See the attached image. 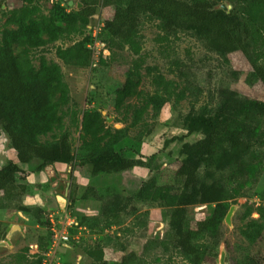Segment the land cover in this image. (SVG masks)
Here are the masks:
<instances>
[{"label":"rangeland","instance_id":"374dc122","mask_svg":"<svg viewBox=\"0 0 264 264\" xmlns=\"http://www.w3.org/2000/svg\"><path fill=\"white\" fill-rule=\"evenodd\" d=\"M69 1L72 0H36L32 6L36 7L38 15L50 16L59 9L66 13L76 11ZM102 1L96 0L95 13L86 22L78 21L70 33L62 35L55 43L30 52L35 67L40 56L60 67L66 89L61 127L39 137L38 141L43 145L56 144L66 135L75 160L85 161L88 139L83 136L82 117L85 113L98 112L105 121V130L111 131L99 148L111 144L109 150L126 159L152 157L148 165L162 164L156 183L170 187L171 177L161 171L183 159L179 154L183 144L203 138L198 133L188 135L183 129L184 120L194 114H212L219 105L217 92L221 88H230L255 100H264V88L258 83L247 85L244 82L250 66L240 52L225 57L210 51L191 31L167 36L160 29L159 21L146 15L139 19L140 49L137 53L127 46L112 50L101 46L102 54L94 48L90 63L85 67L60 59L58 51L85 41L93 29L98 26L100 29L103 22L111 18L116 0H108L107 5ZM210 1L226 5L225 0ZM20 6V0L1 3L0 42L6 17ZM128 77L138 81L137 95L117 109L115 91ZM106 118L112 122L107 123ZM114 123L120 124V128L115 129ZM1 132L0 127V136ZM5 138L0 168L13 159L9 140ZM39 166L37 160L21 165L15 181L24 185L25 191L0 209L1 223L22 228V236L9 249L0 252V264H93L84 251L94 246L101 247L104 253L103 261L97 264H113L130 252L142 256L143 264H191L167 241L162 246L148 245L144 250L149 241H164L169 218L168 209L161 202L136 197L141 183L153 174L140 167L99 175L91 180L90 177L82 178L89 173L86 163L81 170L71 169L65 211L76 216L77 226L70 230L69 248L52 246L49 218L52 215L55 223L59 221L60 209L55 196L63 193L68 166L54 165L50 178L43 184L34 173ZM202 170V167L198 169V177ZM88 188L94 193L89 191L83 198ZM70 191L73 202L69 200ZM35 194L39 199L34 202L30 198H36ZM174 194L181 202L186 191L181 188ZM229 205L234 208L230 225L223 219L216 229L194 242L206 253L199 264H220L222 249L227 264H264V164L261 173L251 179ZM36 207L42 209L38 223L31 215ZM187 207L196 221L211 216L212 206L194 204Z\"/></svg>","mask_w":264,"mask_h":264},{"label":"trees","instance_id":"16d2710c","mask_svg":"<svg viewBox=\"0 0 264 264\" xmlns=\"http://www.w3.org/2000/svg\"><path fill=\"white\" fill-rule=\"evenodd\" d=\"M4 1L0 0V5ZM35 1L20 0L21 6L8 14L0 42V127L18 162L40 161L37 171L54 165L81 170L86 163L91 177L121 173L133 167L149 169L153 174L141 183L136 197L161 202L168 209L169 228L164 241H149L144 250L148 245L162 246L167 241L191 264H199L206 253L200 251L194 242L217 228L230 208V201L263 169L264 100L250 99L230 88H221L217 92L219 105L212 114L187 117L183 129L188 135L198 133L203 138L183 144L179 151L183 159L161 171L171 177L170 187L156 183L162 164L148 165L147 161L152 157L126 159L109 150L111 144L99 148L100 143L110 137L111 131L105 130V121L98 112L85 113L82 117L88 155L85 161L77 162L66 135L56 144L43 145L38 141L39 137L61 127L66 89L60 67L44 56L39 57L35 67L30 52L55 43L62 35L70 33L78 21L90 19L95 13L96 0H72L76 8L77 3L81 7L69 13L59 9L50 16L38 15L36 7L32 6ZM107 2L103 0L102 4L107 5ZM225 2L230 8L224 11L217 9L218 3L210 0H116L113 15L103 22L95 40L91 34L85 41L58 51V57L85 67L93 56L87 45L94 41L107 50L127 46L137 53L140 49L137 38L139 19L146 15L159 21L160 29L167 36L191 31L210 51L225 57L240 52L250 66L244 82L247 85L258 83L264 88V0ZM99 52L101 55L102 51ZM137 86V80L126 78L115 91V108L122 107L127 99L136 96ZM200 167L203 170L198 177ZM19 172L13 161L0 168V209L24 193L25 186L15 181ZM181 188L186 194L180 202L174 192ZM89 191L94 193L88 188L83 198ZM69 200L73 202L71 191ZM194 204L212 206L211 216L194 220L187 207ZM41 214L39 207L31 213L37 223ZM6 227L0 222V239ZM84 253L93 264L103 261V249L99 246L85 249ZM143 263L142 256L130 252L113 264Z\"/></svg>","mask_w":264,"mask_h":264},{"label":"water","instance_id":"95a60500","mask_svg":"<svg viewBox=\"0 0 264 264\" xmlns=\"http://www.w3.org/2000/svg\"><path fill=\"white\" fill-rule=\"evenodd\" d=\"M68 4L72 5V1H69ZM76 6H77V9H79L81 7V4L77 3ZM216 8L217 9H222V10L225 11L226 8H230V6L228 5L226 7L225 4H220V5H217ZM106 122L107 123H111L112 119L106 118ZM113 126H114L115 129L120 128V124H118V123H114ZM0 138H1L0 139V151H2V149L4 148L2 143H3V141L4 142L7 141L6 138H5V134L3 132H2V134L0 136ZM70 172H71V167L68 166L67 167V173H66V176H65L66 182H65L63 193H62V195H56L55 196V200L57 202V206H58V208L61 211H65V208H66V196H67V192H68V186H69V180H70ZM233 211H234V208H233V206H231L229 208L228 212L225 215L224 221H225V223L227 225H230V217H231ZM21 236H22V228L19 225H9L5 229L4 233L1 236V239H0V252L9 249L18 240V238L21 237ZM219 263L220 264H227L226 261H225V252H224L223 249L220 251Z\"/></svg>","mask_w":264,"mask_h":264},{"label":"built area","instance_id":"2783aa9c","mask_svg":"<svg viewBox=\"0 0 264 264\" xmlns=\"http://www.w3.org/2000/svg\"><path fill=\"white\" fill-rule=\"evenodd\" d=\"M98 31H99V26L93 29L92 31V38L94 40ZM101 46L102 45H100L98 41H94L91 44L87 45V47L91 49L93 53L95 51L94 48L97 50V52L101 51L102 49ZM58 213L60 218L57 223H55L54 219L52 218V215L49 218L52 228L51 245L55 247L59 246V247L69 248L70 247L69 243L71 241L69 233L70 230H72L75 226H77L76 216L67 213V211L60 210Z\"/></svg>","mask_w":264,"mask_h":264},{"label":"crops","instance_id":"0c3cea01","mask_svg":"<svg viewBox=\"0 0 264 264\" xmlns=\"http://www.w3.org/2000/svg\"><path fill=\"white\" fill-rule=\"evenodd\" d=\"M6 143V142H5ZM5 143H4V141H3V146H4V148L2 149V151H0V152H5L4 151V149L6 148L5 147ZM12 150V149H11ZM13 151V150H12ZM13 159H11L17 166H18V168L21 170L22 169V167H21V163H19L18 162V160H17V158H16V154H15V152L13 151ZM24 165V164H23ZM52 167L53 166H47V167H45L44 168V171H45V173H43L44 171H36V172H34L36 175H37V180H38V182L40 183V184H43L45 181H47V178H50V173L51 172H53V170H52ZM134 168H136V167H133L132 169H134ZM141 168V167H140ZM50 170L49 172H47L46 170ZM128 171V170H127ZM125 172V171H124ZM34 174V175H35ZM99 175H103V174H99ZM99 175H97V176H99ZM84 177H82L83 178V180H87V177H90V180L92 179V178H96L97 176H95V177H91V176H89L88 174L86 175V174H84L83 175ZM35 197L36 198H30V199H33L34 200V202L36 201V200H38L39 199V196H37L36 194H35ZM29 200V199H28ZM56 201V200H55ZM57 203V202H56ZM10 225H12V224H10ZM8 227V226H7Z\"/></svg>","mask_w":264,"mask_h":264},{"label":"flooded vegetation","instance_id":"af4514ba","mask_svg":"<svg viewBox=\"0 0 264 264\" xmlns=\"http://www.w3.org/2000/svg\"><path fill=\"white\" fill-rule=\"evenodd\" d=\"M2 133V132H1ZM6 136V135H5ZM5 143V142H4Z\"/></svg>","mask_w":264,"mask_h":264}]
</instances>
